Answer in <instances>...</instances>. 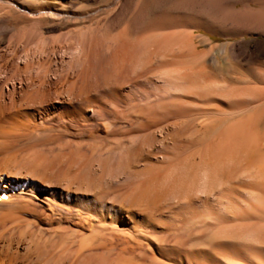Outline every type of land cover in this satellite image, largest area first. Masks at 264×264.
I'll use <instances>...</instances> for the list:
<instances>
[{"label": "rangeland", "instance_id": "374dc122", "mask_svg": "<svg viewBox=\"0 0 264 264\" xmlns=\"http://www.w3.org/2000/svg\"><path fill=\"white\" fill-rule=\"evenodd\" d=\"M18 1L19 4L21 2L22 6L29 7V12L39 7V4H35V0H31V2L30 0ZM63 4H67L65 7L69 6L68 8L71 11L84 12L92 10L93 14L90 13V16H94V13L97 14L100 12L99 10H104L107 6L109 8L107 7V12L100 13L95 19L90 20V18L87 22L73 24L61 22L47 15L37 17L24 14L18 9L9 12L2 11V14L5 13L4 17L9 26L8 31L3 34V42H0L2 47L5 43L7 44L10 37L13 38L14 42L21 43L17 44L18 47L15 46L20 60L19 58H13L14 60L11 58L12 60L7 63V67L11 68L10 70L8 67V73L13 71V75H15L12 76V73L11 75L8 73L0 74V92L3 94L2 103H5V107H12V102H15L16 105L21 104L23 108L20 110L23 113L18 108L19 113L17 111L12 113L13 117L11 114H6L9 117H5L2 119L4 121H1L0 171L3 170L1 172L6 174L13 171L14 174L15 172L19 175L29 174V177H33L32 180L29 178V183L27 182L29 185L25 187L27 192L23 197L32 200L38 210L34 214L19 209V212L17 211L18 216L23 215L19 216L18 220H23L22 223L19 222L13 228L18 230L17 226L20 223L25 228L28 222H35L34 226L31 225V229L39 233L44 232L43 236L46 238L50 237L48 234L54 228L62 227L65 228L66 235H68V238H65L67 245L73 244L72 247L75 248L82 239L90 235H93L91 242L93 241L94 245L98 243L100 236L92 232L89 227L78 228L77 234L70 237L73 231V225L70 223L75 218H77L79 224H83L87 216H90L91 222L98 219L94 210L87 211V208L81 206H91L92 199L96 200V197H99L98 191L101 193L109 192L108 195L99 197L102 199V201L100 199L99 201L103 204L105 201L116 202H112V199L109 198L127 191H129L127 192L128 195L130 193L127 198L131 200V197L134 198L143 194L145 188L139 186L141 183H147V180L160 176L162 184L159 185L162 187H168L166 185L171 183L175 184L176 180L179 182V184H176H182L183 187H186L189 182L188 185L191 189L193 185L191 198L179 203L178 200L171 197L174 194L168 196L170 198H166L167 196L165 197L162 194L164 192L158 193V195L163 196L161 198L164 202L160 198L157 201L160 208L153 209V211L152 208L149 209L151 211H148L149 214L154 212L151 215L152 217L149 214L148 217L146 213L136 216L137 221H140V223L135 235L131 234V231L129 232L126 227L122 232L120 225H114L116 224L115 216L107 217L106 222L109 223L110 227L108 226L103 231L104 233H112L114 228L117 227L119 233H122L123 239L131 240H127L131 246L129 243L123 245L115 240L113 251L105 255L108 260H113L118 253L124 252L127 260H131L135 264H152L151 258H155V256L157 257L156 260L159 259L158 261L166 264H264V228H262L264 226V199H261V201H259L260 199L258 201L253 199V202V200H250L252 198L249 195L240 192L237 210L236 207L232 208V210L237 211L236 214L233 213L234 216L231 209L226 210V204L221 198V193L225 191L222 186H213V190L210 183L206 184V180L202 181L201 176L196 177V171L198 170H195L196 176H193L195 179L198 178L196 181H191V179L189 180L190 177L186 176L189 180L187 182V179H184L185 175H183L188 168L185 162H189V157H197L199 148L209 139L211 140V137L214 138L219 135L222 130L225 131L227 126H231L238 119L246 118L251 113L256 114L254 112H256V106L259 105L258 96L261 92L264 93V0H80V2L76 0L69 4L59 2L57 7H62ZM118 38L120 43L117 42ZM127 38L130 43L127 42ZM121 39L128 45L131 44L130 47L135 46L136 51H138L135 52V48H132L133 50L130 48L132 52L129 50L128 57H123L124 61L127 58V61H131L133 56L134 60L132 61L134 63H130L132 66L128 65L129 62L126 64L127 61H121L122 59L116 57L115 51L119 50ZM23 44L28 45L27 47H30V51L32 49L33 52L37 46H43V44L47 49L46 56L44 53L42 56L39 53H32L34 57L29 56L31 61L27 59L28 63L30 62L31 65L37 64L33 65L32 69H28L29 71L25 70V72L24 70H14L16 65L24 66L27 63L23 57L24 50L27 49L28 51L29 49L26 46L24 49ZM54 46L58 48L53 52L51 49L55 48ZM152 46L160 48L158 55L155 54L154 57L153 54L158 50L153 47L157 50L154 52ZM75 48H80V50ZM151 48L152 52L149 50ZM81 50L83 56L84 54L89 55L81 58L82 52L78 53ZM0 51H2L1 48ZM6 54L5 57H9L8 53ZM105 54L107 58H105ZM110 58L115 62L116 68ZM135 58H141V60H137L139 63L136 62ZM75 59H78L79 62L80 60L83 61L79 63ZM23 60L25 61L23 62ZM41 62L45 64L44 67L47 66L49 72L46 73L48 83L46 82L45 85L48 90L45 86H38L37 81L35 82L43 74L40 70L42 67ZM108 62H112L113 65L110 66L111 63ZM135 62L138 65L137 68ZM105 63L108 64V68H105ZM12 65L14 66L12 67ZM118 66L120 69L123 68L119 70ZM139 66L140 68H138ZM113 68L121 71L123 77L119 76V71L113 70ZM80 69L81 74H83V71L86 73V75L83 74L85 77L80 76V73H78ZM59 70L60 72H58ZM36 71L40 73H35ZM114 71H116V75H114ZM20 72H22L21 75ZM5 74L10 77L7 82L8 77ZM125 74H127L126 78ZM61 75L65 76L64 78L68 81ZM79 76L78 80L74 79ZM113 76L122 77V85L120 79L119 82H116L118 78ZM83 78L85 79L83 80ZM109 78L112 79L110 81L114 84H110ZM125 80L127 84L124 83ZM33 82L36 85L34 86L38 87L36 93H34L35 99L33 94L30 95L34 87L31 86ZM73 82L75 83L74 87ZM82 83H85L84 86L86 87ZM67 85L72 86L74 92H77V100H71L72 105L74 104L77 107L73 117L69 115L55 116L52 119L42 121L38 119L39 122H33L34 119L30 115L34 109L27 105L25 107V101H33V99L36 101L43 97L42 94L46 91V96L51 97L54 94H51L52 89V92H54V89L59 90L64 87V91L67 89ZM40 89L43 92H40ZM83 89V92H79ZM85 91L91 93L86 95L84 94ZM56 92L54 94L55 99ZM58 92H61V89ZM26 93L27 96L24 97ZM65 93L63 92V95ZM82 93L84 96L86 95V101L83 100ZM63 95H60V97L68 101L69 98ZM36 97L38 98L36 99ZM52 98L51 100H53ZM84 101L88 102L89 108H86L87 105ZM52 104L59 106V103L54 100ZM260 104L262 105L259 111H262L264 110V100ZM103 106L105 109L100 112L101 108L99 107ZM114 110L116 113L110 114ZM24 111L26 114H24ZM143 111L144 113H142ZM24 116H28V119L30 117V122L29 120H27L28 122L25 121L27 118ZM16 121L23 125L19 128ZM106 121L112 122L111 129L109 127L110 130H106L103 125V122L106 123ZM23 122L27 123L26 127ZM204 122L208 123V129L205 133L202 132L203 127L201 126V124H205ZM44 127H46L45 130ZM195 127L201 128V131L198 129L201 133L196 134L195 129L197 128ZM193 131L195 132L193 133ZM174 132L176 133L174 134ZM80 133L81 135H79ZM173 169H177L176 173ZM180 175H183V177L181 178ZM172 177L174 179H171ZM49 182L51 185L55 184L61 188L69 184L72 190L77 188L78 194L84 199L77 201V212L74 205L70 211L64 208L57 209L59 215L62 216L64 227L63 225L57 227L51 225L53 229L50 228L51 230L48 231L44 228L43 231H40L43 228L42 220L46 216L47 205L44 202V197L49 196L47 191L44 190L47 188L42 184H49ZM87 185L90 189L87 191L88 193H85L86 195H82L81 192ZM79 187H82V190ZM91 190L92 192L95 190L94 193H91ZM49 197L60 202L57 199L59 197ZM146 197L150 201L158 199L157 195L153 193L148 194ZM250 203H254L256 206L247 207ZM64 204L68 205L67 203ZM128 208L129 206H125L126 210ZM190 211L192 212L190 213ZM245 217L247 218L245 219ZM101 223L103 224V222ZM8 224L7 226L10 225ZM252 224L256 226H254L256 229H249L248 232L246 230L243 235H240L242 237L226 236L224 231L221 233L219 231L228 226ZM13 228L7 231L6 236L17 233ZM12 229L16 232H11ZM138 232L140 235L142 234V237ZM128 234L134 235V237L132 236L133 240L130 236L128 237ZM159 236L162 238L170 237L169 242L171 241L174 245L172 246L171 242L172 247L168 248H166V245H160V247L154 245L153 238H160ZM134 238L141 240L140 248H138L139 246L137 248L134 247L135 245L132 246V244H136ZM1 240L0 243H3L4 241L1 242ZM126 245L128 246L125 247ZM130 248H133V251ZM18 249L20 250L19 247ZM100 249L93 252H104ZM169 250L171 251L169 252ZM100 263L95 261L92 264Z\"/></svg>", "mask_w": 264, "mask_h": 264}, {"label": "bare ground", "instance_id": "6f19581e", "mask_svg": "<svg viewBox=\"0 0 264 264\" xmlns=\"http://www.w3.org/2000/svg\"><path fill=\"white\" fill-rule=\"evenodd\" d=\"M18 0H0V42L2 41L3 42V39H4V36L3 34L6 33L9 29V26L7 24V20H5V13L2 14V11H14L13 9H18L20 10V12L24 13V14H31L33 16H37V17H45L46 15L50 18H55L61 22H65V23H82L83 21L87 22L92 19H95L97 17V15H99L100 13H105L107 12L108 8L106 7L104 10L101 9L99 10L100 12H98L97 14L94 13V16H90L89 14H93L91 11L92 10H88V11H71L69 10V6L65 7L66 5L63 4L62 7H57V5H59V2H67L68 4L69 3H72L76 0H35V4H39V7L35 8L34 11H31L29 12V7H25V6H22L21 5V2L20 4L17 2ZM23 1V0H21ZM78 1V0H77ZM84 1V0H82ZM127 1V0H126ZM31 2V0H30ZM80 2V0H79ZM103 7V6H102ZM96 14V16H95ZM119 16V15H118ZM117 17V16H116ZM40 19V18H39ZM95 26V25H94ZM106 26V25H105ZM11 28V27H10ZM30 30V29H29ZM81 31V29H80ZM72 32V31H71ZM76 32V31H75ZM25 33V32H24ZM16 34V33H15ZM67 34V33H66ZM123 34V33H122ZM17 35V34H16ZM82 35V34H81ZM112 35V34H111ZM22 37V36H21ZM119 37V36H118ZM120 38V37H119ZM118 38V39H119ZM170 38V37H169ZM55 39V38H54ZM99 40V39H98ZM122 40V39H121ZM128 40V38H127ZM103 41V40H102ZM119 40H117V42H119ZM124 40H122L121 44H120V48L118 47V43L116 44L117 47L119 48V50H116L115 53H116V57L117 58H120L122 59L121 61H124L123 60V57L126 58L125 56L128 57V53H129V50H131L132 48L134 49L135 48V52H138L136 51V47H130L131 44H127L125 42H123ZM126 41V39H125ZM28 42V41H27ZM129 42V40L127 41ZM96 43L99 45V43L96 41ZM120 43V42H119ZM130 43V42H129ZM169 43V42H168ZM172 44H174L173 42H171ZM17 44H21L19 42H14L13 41V38H9L8 39V42L7 44L5 43L2 47L1 43H0V48L2 51H0V74L2 73H8V67H7V63L9 60H12L13 58H19L20 60V57L18 56V52L16 50V47ZM28 44V43H26ZM56 44V43H55ZM170 44V43H169ZM171 44V45H172ZM45 44L42 45H39L37 46V48H35L34 52L33 50L31 49L30 51V47L28 48L27 46L28 45H22V47L24 46V49H25V46L29 49L27 51H23L24 53V57L25 60L27 61V59L30 60L29 56L32 55V53H39V55L41 54V56L45 55V52H46V48L44 47ZM92 45V43H91ZM101 45V44H100ZM114 45V44H113ZM140 45V44H138ZM167 45V44H166ZM16 46V47H15ZM64 46V45H63ZM108 46V45H107ZM156 46V45H154ZM152 46V48L154 47ZM55 47V46H54ZM72 47V46H71ZM111 47V46H110ZM109 47V48H110ZM116 47V46H115ZM141 47V46H140ZM158 47V46H157ZM157 47H154L156 49H154V52L155 50L157 51L156 53L153 54V57L154 55H158V52H159V49ZM58 48V47H55L53 49H51L53 52L56 51L55 49ZM108 48V47H106ZM108 48V49H109ZM131 48V49H130ZM149 49L150 51L152 50ZM20 49V48H19ZM62 49V48H61ZM69 49V48H68ZM74 49V48H73ZM75 49H78V48H75ZM103 49V48H102ZM113 49V48H112ZM132 49V50H133ZM80 50V48L78 49ZM76 50V51H78ZM111 50V49H110ZM114 50V49H113ZM131 50V52H132ZM167 50V49H166ZM107 51V50H106ZM118 51V52H117ZM172 51V50H171ZM82 52V55H81V58L84 57V56H88V55H85L83 56V51L81 50L80 52L78 53H81ZM87 52V51H86ZM90 52V51H89ZM152 52V51H151ZM8 53V56L9 57H5V54ZM22 53V52H21ZM47 53V52H46ZM92 53V52H91ZM150 53V52H149ZM7 55V54H6ZM76 55V54H75ZM106 55V54H105ZM130 55H132V53H130ZM129 55V58L131 57ZM151 55V54H150ZM169 55V54H168ZM26 56V57H25ZM33 56V55H32ZM46 56V55H45ZM77 56V55H76ZM104 56V55H103ZM34 57V56H33ZM32 57V58H33ZM80 57V56H79ZM112 57V56H111ZM114 57V56H113ZM138 57V56H137ZM140 57V55H139ZM152 57V56H151ZM152 57V58H153ZM158 57V56H157ZM12 58V59H11ZM105 58H107V55L105 56ZM109 58V57H108ZM22 59V58H21ZM42 59V58H41ZM40 59V60H41ZM112 61V58H110ZM136 59V58H135ZM139 58L136 59V62L139 63L138 61L141 60V58L138 60ZM14 60V59H13ZM23 60V62L25 61ZM75 60H78V59H75ZM106 60V59H105ZM128 60V58H127ZM126 60V61H127ZM134 60V57L132 56L131 58V61ZM138 60V61H137ZM151 60V59H150ZM83 61V60H80V62ZM117 61V59H116ZM124 61V62H126ZM130 60L126 62V64L128 63V65L130 66L131 64L130 63H134V61L131 62ZM153 61V60H152ZM151 61V62H152ZM36 62V61H35ZM44 62V60H43ZM42 63V67L40 68V64L38 65L40 70H41V73L42 76H39L37 75L38 77V80H35V82L37 81L38 83V86H45L46 85V82L48 81L47 78H46V73L48 72L47 71V66L44 67L45 64ZM79 62V60H78ZM79 62V63H80ZM113 62V61H112ZM108 62V63H111V65H113L115 62ZM120 62V61H119ZM122 62V63H124ZM135 62V63H136ZM32 63V62H31ZM121 63V65H122ZM137 63H136V68H137ZM142 63V62H141ZM37 64V63H35ZM33 64V65H35ZM106 64V63H105ZM117 64V62H116ZM120 64V63H119ZM11 66V64H9ZM24 65V64H23ZM30 64V62L27 63L24 65V66H18L16 65V69L14 70H28V69H32V66ZM104 65V64H103ZM14 65H12L13 67ZM108 64H106V67L105 68H108L107 67ZM115 66V64L113 65ZM126 66V65H124ZM132 66V65H131ZM141 66V65H140ZM140 66L138 68H140ZM90 67V66H88ZM143 67V66H142ZM10 68V67H9ZM93 68V67H91ZM116 68V66H115ZM123 67H121L122 69ZM126 68V67H125ZM124 68V69H125ZM135 68V69H136ZM111 69V68H110ZM109 69V70H110ZM118 69L121 70L118 66ZM11 70V68H10ZM49 70V69H48ZM113 70H116L113 68ZM119 70H116V71H119ZM138 70V69H137ZM29 71V70H28ZM26 71V72H28ZM88 71V69H87ZM90 71V70H89ZM116 71H114V75H116ZM127 71V70H126ZM10 72V71H9ZM60 72V70L58 71ZM91 72V71H90ZM89 72V73H90ZM113 72V71H112ZM121 71H119V76L121 75L123 77V75L120 73ZM130 72V71H129ZM12 73V76L13 75V71H11ZM11 73H8L11 75ZM19 73V71H18ZM22 72H20V75H21ZM35 73H40L39 71H36ZM49 73V72H48ZM80 76H82L85 72L83 71V74H81V69H80ZM77 73V74H78ZM123 73V72H122ZM140 73V72H139ZM30 74V73H29ZM58 74V73H57ZM61 74V73H59ZM113 74V73H112ZM9 75V76H10ZM26 75V74H25ZM36 75V74H35ZM56 75V74H55ZM86 75V73H85ZM127 74H125V78L127 77L126 76ZM5 76H7L5 74ZM11 76V77H12ZM32 76V75H31ZM80 76L76 79V77L74 78L75 80H78L80 78ZM84 76V75H83ZM82 76V77H83ZM87 76H89L87 74ZM118 76V75H117ZM117 76H113L114 78H118ZM131 76V75H129ZM128 76V77H129ZM8 77V76H7ZM26 77V76H25ZM36 77V76H35ZM33 77V78H35ZM36 77V78H37ZM61 77H65V76H62ZM85 77V76H84ZM112 77V79H113ZM122 77L118 78V80H116V82H119V79H120V82L123 81L121 80ZM10 77H8L6 79V82L7 80L9 79ZM23 78V77H22ZM31 78V77H30ZM29 78V80H30ZM57 78V77H55ZM145 78V77H144ZM24 79H27V78H24ZM32 79V78H31ZM65 79V78H64ZM72 79V80H74ZM85 78H83L84 80ZM108 78L106 77V80ZM112 79L109 78V81ZM130 79V78H129ZM132 79V78H131ZM11 80V79H10ZM33 80V79H32ZM30 80V81H32ZM56 80V79H55ZM58 82H59V77H58ZM66 80V79H65ZM114 80V81H115ZM68 81V80H66ZM70 81V79H69ZM82 81V79H81ZM105 81V80H104ZM110 81V82H111ZM128 81V80H127ZM22 82V81H21ZM53 82V81H52ZM56 82V81H55ZM63 82V81H61ZM72 82V81H71ZM75 82V81H74ZM72 83L73 84V87H74V84L75 83ZM79 82V81H78ZM83 82V81H82ZM85 82V81H84ZM115 82V83H116ZM32 83V82H31ZM30 83V84H31ZM36 83V84H37ZM48 83V82H47ZM57 83V82H56ZM77 83V82H76ZM105 83V82H104ZM124 83H126V80L124 81ZM68 84V83H66ZM65 84V85H66ZM80 84V83H79ZM79 84H77V86H79ZM109 84V83H108ZM110 84H114L113 82H111ZM109 84V85H110ZM118 84V83H116ZM122 85V82L120 83ZM127 84V83H126ZM34 86V82L33 84H31V86ZM52 85V84H51ZM64 85V87H66ZM81 85V84H80ZM82 85H86L85 83ZM36 86V85H35ZM34 86V87H35ZM49 86V85H48ZM63 86V85H61ZM86 87V86H84ZM89 86V85H88ZM104 86V85H103ZM111 86V85H110ZM118 86V85H116ZM120 86V85H119ZM32 88V91H31V94H33V97L35 99V95L34 93H36L37 91V88L38 87H35V88ZM46 87V86H45ZM54 87V86H53ZM64 87H59L61 89V92H58L60 91L59 90H56L54 89V92L53 89L51 91V94L56 92V99L54 98V94H52V96L50 94L51 97H53L52 99L56 102L59 103V106L57 105H53L52 102L53 100H51V97H48L46 96V92H43L41 91L42 89H40L39 91L40 92H43L44 95L43 97H41L40 99L34 101L30 100V101H25V107L26 105L27 106H31L33 107L32 109L33 112L31 113L30 116H32L34 119L33 122H39L40 120H44V119H52L53 117L55 116H58V117H63L64 115H69V116H72L74 115V112L76 110V106H74V104L72 105L71 103V100H77V92H74V88L72 86H68L67 85V89L63 91ZM91 87V86H89ZM88 87V88H89ZM40 88V87H39ZM47 88V87H46ZM45 88V90H46ZM50 88V87H49ZM77 88V87H76ZM75 88V89H76ZM81 88V87H80ZM103 88V87H102ZM116 88V87H115ZM118 88V87H117ZM2 89V88H1ZM34 89V90H33ZM79 89V88H78ZM86 89V88H85ZM90 89V88H89ZM88 89V91H89ZM95 89V88H93ZM48 90V88H47ZM77 90V89H76ZM34 91V92H33ZM80 91H84L83 90H79ZM115 91V90H114ZM118 91V90H117ZM13 92V91H12ZM33 92V93H32ZM39 92V93H40ZM63 92H66L64 95L66 97H68V101H65V99L61 98L60 95H63ZM86 92V91H85ZM112 92V91H111ZM261 92V90H260ZM264 92V91H263ZM91 92H86L84 94H90ZM114 93V92H113ZM12 94V93H11ZM63 95V96H64ZM83 95V93H82ZM86 95L84 96V99L83 97H81V95H79L80 98H82L83 100L86 101L85 97ZM105 95V94H104ZM113 95V94H112ZM117 96V93L115 94ZM114 95V96H115ZM27 96V93L24 97ZM36 96H38V94H36ZM58 96V97H57ZM119 96V95H118ZM9 97V96H8ZM32 97V96H31ZM30 97V99H31ZM32 97V98H33ZM89 97V96H88ZM23 98V96H22ZM38 97H36L37 99ZM79 98V99H80ZM258 103L259 105L256 106V113L255 115L253 113L249 114V116H247L246 118H242V119H238L237 122L235 121V123H232L231 126H227V128H225L226 130H222V132L219 133V135L215 136L214 138L211 137L212 139L209 141H207L206 143L203 144V146L201 148H199V151L197 152V157H189V162H185L187 163V166L188 167L186 170L187 172L185 171L183 173V175H185V180L187 179L186 176L190 177L189 180L191 179V181L193 180H197L198 178H194L193 176H196L195 173L197 174L196 177H199L201 176L203 178V182L205 181L206 184L210 183L211 186L213 188V186H222L225 191L223 193H221V198L222 200L225 202L226 204V210L229 208V210L231 209L232 211V214L235 213L237 211L235 210H232V208L234 209V207H236V210H237V203H238V200H239V197H240V192L241 193H245L246 195H249V197H251L252 199L250 200H257L260 199L259 201H261V199H264V110H260V106L262 104H260L262 102V100H264V93L261 92V94L258 96ZM25 99V98H24ZM67 99V98H66ZM88 99V98H87ZM119 99V98H118ZM123 99V98H122ZM12 100V99H10ZM23 100V99H21ZM93 100V99H92ZM103 100V99H102ZM114 100V99H113ZM23 101V102H24ZM84 101V102H85ZM3 102V94L0 92V123L1 121L3 122L5 117L8 118L9 116H6L11 114V116L13 117L12 113L16 112L19 108V110L21 108H23V106L21 104H15V102H12V107H5V103H2ZM83 102V101H82ZM93 102V101H92ZM121 102V101H120ZM81 103V102H80ZM88 102H85V104L87 105L86 108L89 106L87 104ZM96 103V102H95ZM112 103V102H111ZM61 104V105H60ZM97 104V103H96ZM64 105V106H63ZM37 106V107H36ZM100 106V105H99ZM30 107V108H31ZM89 108V107H88ZM94 108V107H93ZM101 108V111L100 112H103L104 111V106L103 107H99ZM98 108V111L100 110ZM103 108V109H102ZM141 108V107H140ZM28 109V108H26ZM25 109V110H26ZM79 109V108H78ZM91 109V108H90ZM108 109V108H107ZM114 109H115V106H114ZM18 110V111H19ZM58 110V111H57ZM150 110V109H149ZM17 111V113H19ZM21 111V110H20ZM31 111V110H30ZM57 111V112H55ZM93 111V110H92ZM110 111V110H109ZM108 111V113H109ZM99 112V113H100ZM106 112V111H105ZM21 113H23V111H21ZM30 113V112H29ZM77 113V112H76ZM75 113V114H76ZM98 113V112H97ZM107 113V115H108ZM113 113H116L115 110L112 111V113L110 114H113ZM119 113V112H118ZM144 113V111L142 112ZM24 114L25 111H24ZM109 114V116H110ZM19 115V114H18ZM16 115V116H18ZM23 115V114H22ZM29 115V114H28ZM103 115V113H102ZM114 115H117V114H114ZM68 116V118H69ZM23 117V116H22ZM26 117V116H24ZM71 117V118H72ZM76 117V116H75ZM103 117V116H102ZM27 119H25V121L31 119L29 117L28 119V116L26 117ZM77 118V117H76ZM117 118V117H115ZM18 119V117H17ZM16 119V120H17ZM22 119V118H21ZM40 119V120H38ZM73 119V118H72ZM71 119V120H72ZM157 119V118H156ZM9 120V119H8ZM23 120V119H22ZM107 120V119H106ZM208 120V119H207ZM61 121H63V119H61ZM157 121V120H156ZM155 121V123H156ZM168 121V120H167ZM18 122H21V121H18ZM28 122V121H27ZM30 122V120H29ZM142 122V121H141ZM149 122V121H148ZM180 122V121H179ZM17 123V121H16ZM24 123V122H23ZM201 123V122H200ZM205 123V122H204ZM19 123H17L16 125H18ZM25 124V123H24ZM27 124V123H26ZM26 124L24 125L26 127ZM30 124V123H29ZM42 124V123H41ZM112 122L110 121H106L103 122V125L105 126L106 130L109 129V127L111 126ZM174 124V123H173ZM172 124V126H173ZM180 124V123H179ZM1 125L2 123L0 124V128H1ZM21 125L23 124H19V128L21 127ZM200 125V124H199ZM4 126V125H3ZM13 126V125H12ZM37 126V125H36ZM43 126V125H42ZM149 126V125H148ZM171 126V127H172ZM201 126L203 127L202 128V132H206L207 129H208V123H205V124H201ZM5 127V126H4ZM14 127V126H13ZM40 127V126H39ZM145 127V126H144ZM174 127V126H173ZM182 127V126H181ZM46 127H44V130H45ZM66 128V127H65ZM76 128V127H75ZM153 128V127H152ZM177 128V127H175ZM197 128V127H195ZM38 129V128H37ZM111 129V127H110ZM109 129V130H110ZM180 129V128H179ZM199 128L195 129V131H193V133L195 132L196 134L198 133H201V128L198 130ZM20 130V129H19ZM91 130V129H90ZM113 130V129H112ZM145 130V129H143ZM177 130V129H176ZM175 130V131H176ZM186 130V129H185ZM194 130V129H193ZM198 130V131H197ZM1 131V130H0ZM72 131V130H71ZM116 131V130H115ZM7 132V130H6ZM38 132V131H36ZM46 132V131H45ZM164 132V131H163ZM184 132V131H182ZM78 133V132H77ZM172 133V132H171ZM171 133H169L171 135ZM176 132H174L175 134ZM168 134V133H167ZM173 134V133H172ZM81 135V133L79 134ZM181 136V135H180ZM107 137V136H106ZM185 137V136H184ZM37 138V137H36ZM133 138V137H132ZM142 138V137H141ZM89 139V138H88ZM110 139V137H109ZM161 140V139H160ZM175 140V138H174ZM183 140V139H182ZM28 141V140H27ZM91 141V140H90ZM133 141V140H132ZM72 143V142H71ZM84 144V143H82ZM88 144V143H87ZM77 145V144H76ZM201 145V144H200ZM11 146V144H10ZM86 146V145H85ZM43 147V146H42ZM50 147V146H49ZM78 148V146H77ZM88 148V147H87ZM42 149V148H41ZM174 149V148H173ZM48 150V149H47ZM150 150V149H149ZM41 151V150H40ZM165 151V150H164ZM167 151V150H166ZM43 152V151H42ZM75 152V151H74ZM82 154V153H81ZM84 155V154H83ZM141 155V154H140ZM155 155V154H154ZM139 156V155H138ZM181 156V155H180ZM24 157V156H23ZM42 157V156H41ZM168 157V156H167ZM166 157V158H167ZM185 157V156H184ZM37 158V157H36ZM47 158V156H46ZM176 158V157H175ZM188 158V156H187ZM197 158V160H196ZM173 159V157H172ZM33 160V159H32ZM44 160V159H43ZM48 160V159H47ZM45 160V161H47ZM171 160V159H170ZM187 160V159H186ZM36 161V160H35ZM179 161V160H178ZM177 161V162H178ZM185 161V160H184ZM183 161V163H184ZM155 162V161H154ZM182 162V161H181ZM35 163V162H34ZM176 163V162H175ZM36 164V163H35ZM150 164V163H149ZM174 164V163H173ZM183 165V164H182ZM32 166V165H31ZM184 166V165H183ZM181 167V166H180ZM178 168V167H177ZM184 168V167H183ZM25 169V168H24ZM171 169V168H170ZM143 170V169H142ZM174 170V169H173ZM195 170H198L200 171V175L198 174V171L195 172ZM3 171V170H1ZM0 171V240L1 238H3L2 241H4L3 243H0V264H92L94 263L95 261H98V262H101V263H104V264H135L133 261L131 260H127V258L124 256L125 253L123 252H120L116 255V257L113 259V260H108L106 258V254L108 253H111L114 249L113 247V242L116 240L117 242L121 243V244H128L130 245V242H128L127 240L131 241L130 239H123L124 237L122 236V233L117 230L119 228H114V232H108L109 234H106L104 233L103 231L106 230V228L110 225L107 224V217L110 218L111 216H115L116 219V224L114 225H117L121 227L120 230H122V232L125 230L124 228L126 227L127 229H129V232L131 234H134L137 232V227L140 223V221H137V215H141L142 213H146L147 215L149 214L148 211L151 210L152 208V211L153 209H159L160 205L157 203V201H159V199L161 197H163L161 194L158 195V193H162L166 198H170L168 196H171V194H174L173 196H171L172 198L174 197L176 200L183 203V201H187L188 198L190 199L191 198V192H192V189H193V185H192V189L191 187H189L190 185L189 184V180L187 179V185L186 187H183V185H178L179 182L178 180H176V183L178 184H169V185H166L168 187H162L160 186L162 184L161 180H160V176L159 177H153L151 178L150 180H147V183H141L139 186H142L145 188V190L142 192L143 194L141 196H138V197H131L132 199L130 200V198L128 199L127 197L130 195L127 194V191L126 193L123 192V193H119V194H116V197L112 196L113 198H116V199H113V198H109V199H112L111 201L116 203H110V202H106L103 204L101 201L102 199L99 198V197H102V196H105L106 194L108 195V193L104 192V193H101V192H97L99 193L98 194V198L96 197V200L95 199H92L93 200V203H91V206H87V207H84V206H81L82 208H87L86 210H91V211H95L96 213V220H94V222L92 221L91 222V219H90V216H87L85 218V221L83 224H79L77 223V218H75V220L72 221V224L73 225V231H72V234L70 237H73V235L75 236L77 234V229L78 228H85V227H89L92 232H95V234H99L100 238L98 240V243L94 244L93 245V241L91 242L92 238H93V235H90L84 239H82L79 243V245L75 248H73V244H70V245H67L65 243V238L68 236L66 235V231L64 230L65 228H62V227H57V226H62L63 225V220H62V216L59 215L60 213H58L57 209L59 208H64L66 209L67 211H70V209L74 206H76V212H77V201H82L81 199H84V198H81L80 197V194H78L77 192V188L76 190H72L71 188V185L67 184L65 185L64 187H59L58 185H55V184H52L49 182V184H42L44 187H46L47 189H44L45 191H47V193L49 194V196H54V197H59L57 198L58 200H60V202H57L56 200H54L55 198H50L49 196L48 197H44L45 199V204L47 205L46 206V216L43 214V217L45 216V218L42 220V229L40 231H43L44 228L48 231L49 229L51 228V225H55L57 228H51L53 229L52 231H50V234H53V235H50L48 234L50 237H46L44 238V232L42 233H39V232H36V231H33L31 229V225L35 224V222L31 223V222H28L27 225L25 226V228L23 226H21L20 224L22 223V220H18L19 219V216H22V215H19L17 214V211L19 212V209H23L22 211L26 210V211H30V212H37V207H36V204L32 203V200L30 199H27L25 197H23L24 194H26L27 190H25L26 186L29 185L27 184V182L29 181V178H33V177H29V174H17L13 171H9L7 174L4 173V172H1ZM16 171V170H15ZM27 171V170H26ZM146 171V170H145ZM169 171V170H168ZM175 173L177 171L174 170ZM18 172V170H17ZM36 172V171H35ZM171 172V171H169ZM22 173V172H21ZM26 173V172H24ZM145 173V172H144ZM179 173V172H178ZM146 174V173H145ZM188 174V175H187ZM162 175V174H160ZM183 175L181 176V178L183 177ZM35 176V175H34ZM55 176V175H54ZM53 176V177H54ZM164 176V175H163ZM174 176V175H173ZM52 177V176H51ZM139 177V176H138ZM164 178V177H163ZM194 178V179H192ZM54 179V178H53ZM166 179V177H165ZM171 179H174L173 177ZM32 180V179H31ZM40 180V179H39ZM44 180V179H43ZM124 180V179H122ZM130 180V178H129ZM142 180V179H141ZM146 180V179H145ZM74 181V180H72ZM174 181V180H172ZM159 182V183H158ZM175 182V181H174ZM19 183L21 184L19 186ZM29 183V182H28ZM43 183V182H42ZM126 183V182H125ZM133 183V182H132ZM161 183V184H160ZM186 183V181H185ZM78 184V183H77ZM86 184V183H84ZM160 184V185H159ZM192 184V183H191ZM54 185V186H53ZM131 185V184H130ZM178 185V186H177ZM82 186V185H81ZM86 186V185H85ZM89 186H91L89 184ZM165 186V185H164ZM180 186V187H179ZM218 187V188H219ZM80 189L82 187H79ZM209 188V187H208ZM90 189V188H89ZM88 189V185L86 188H84V190L81 192L82 195H86L85 193H88L87 191H89ZM211 189V188H210ZM82 190V189H81ZM214 190V188H213ZM95 191V190H94ZM94 191L92 192L91 190V193H94ZM101 191V190H100ZM111 191V190H110ZM196 192V190H195ZM199 192V191H198ZM201 192V191H200ZM96 193V192H95ZM150 193H153V194H156L157 195V200H153V201H150L146 196ZM114 194V195H115ZM91 195V194H90ZM94 195V194H93ZM161 195V196H160ZM245 195V196H246ZM198 196V195H197ZM87 197V196H86ZM118 197V199H117ZM247 197V196H246ZM245 197V198H246ZM17 198V199H16ZM88 198V197H87ZM99 199L101 201H99ZM104 199V198H103ZM108 199V201H109ZM162 199V198H161ZM187 199V200H186ZM105 200V199H104ZM107 200V199H106ZM163 200V199H162ZM193 200V199H192ZM244 200V199H243ZM253 200V202H254ZM67 203L68 205L66 206L64 203ZM90 201V200H89ZM167 201V200H166ZM175 201V200H174ZM247 201V200H246ZM75 202V203H74ZM91 202V201H90ZM164 202V200H163ZM191 202V201H190ZM244 202V201H243ZM245 203V202H244ZM72 204V205H71ZM152 204V205H150ZM161 204V202H160ZM163 204V203H162ZM207 204V203H206ZM74 205V206H73ZM167 205V204H166ZM185 205V204H184ZM190 205V204H189ZM240 205V204H239ZM125 206H129V210L125 209ZM251 206H256V204H252L250 203L249 205H247V207H251ZM170 207V206H169ZM246 207V208H247ZM187 208V207H186ZM225 208V207H224ZM255 208V207H254ZM41 209V208H40ZM150 209V210H149ZM189 209V208H188ZM201 209V208H200ZM244 209V207H243ZM132 210V211H131ZM161 210V209H160ZM240 210V208H239ZM262 210V209H261ZM41 211V210H40ZM39 211V212H40ZM129 211V212H127ZM193 211V210H192ZM190 211V213L192 212ZM197 211V210H196ZM195 211V212H196ZM231 211H230V214H231ZM234 211V212H233ZM245 211V210H244ZM21 212V210H20ZM151 212V211H150ZM159 212V211H158ZM188 212V211H187ZM252 212V211H251ZM263 212V211H262ZM25 214V212H23ZM29 213V212H28ZM34 213V214H35ZM44 213V212H42ZM154 213V212H153ZM152 213V214H153ZM220 213V212H219ZM222 213V212H221ZM228 213V211H227ZM17 214V215H16ZM152 214H149L150 217H152L151 215ZM156 214V213H155ZM77 215V213H76ZM148 215V217H149ZM189 215V214H188ZM234 215V214H233ZM232 215V216H233ZM247 215V214H246ZM41 216V215H40ZM74 216V215H73ZM144 216V215H143ZM235 216V215H234ZM174 217V216H172ZM187 217V216H186ZM220 217V216H218ZM39 218V217H38ZM42 218V216H41ZM126 218V219H125ZM233 218V217H232ZM247 217H245L246 219ZM143 219V218H142ZM149 219V218H148ZM26 220V219H24ZM66 220V219H65ZM157 220V219H155ZM164 220V219H163ZM172 220V219H171ZM176 220V219H175ZM227 220V219H225ZM37 221V220H35ZM153 221V220H152ZM160 221V220H159ZM184 221V220H183ZM256 221V220H255ZM21 222L19 224V226H17L18 230L14 229L13 227L15 225H18V223ZM103 222V224L101 223ZM157 222V221H156ZM161 222V221H160ZM165 222V221H164ZM185 222V221H184ZM7 223H9L7 226ZM183 224V223H182ZM177 225V224H176ZM180 225V224H179ZM257 225V224H256ZM34 226V225H33ZM166 226V225H165ZM255 225H233V226H228L226 228H223L220 231V233L222 231H224L225 235L226 236H232V237H242L240 235H243L246 230L248 232L249 229H254ZM64 227V225H63ZM11 228H13L14 230L17 231V236L15 237V235H12L11 232H13L14 230L12 229L11 234L7 235V231L10 230ZM177 228V227H176ZM181 228V226H180ZM262 228H264V226H262ZM50 229V230H51ZM124 229V230H123ZM140 229V227H139ZM174 229V228H173ZM207 229V228H206ZM256 229V228H255ZM109 230V229H108ZM14 231V232H16ZM47 231V232H48ZM111 231V230H110ZM127 231V230H126ZM154 231V229H153ZM218 231V230H217ZM218 231V232H219ZM250 231V230H249ZM129 233V234H130ZM139 233V232H138ZM137 233V234H138ZM149 233V232H148ZM126 234V233H124ZM128 234V237L130 236V238L133 240V237L134 235H129ZM147 234V233H145ZM219 234V233H218ZM217 234V235H218ZM140 235V233H139ZM142 235V234H141ZM140 235V236H141ZM150 235V234H149ZM153 235V234H152ZM167 235V234H166ZM178 235V234H177ZM46 236V235H45ZM133 236V237H132ZM138 236V235H137ZM139 236V237H140ZM162 236V234H161ZM223 236V235H222ZM123 237V238H122ZM142 237V236H141ZM144 237V235H143ZM154 237V236H153ZM152 237V238H153ZM160 237V236H159ZM68 238V237H67ZM136 238V236H135ZM134 238V243L136 244H132L135 245L134 247L137 248V246H139L138 248L141 247V240H136ZM162 238V237H160ZM153 238V242H154V245H158L160 247V245H166V248L168 247H172V242H171V245H170V242H169V238H167V236L165 238ZM177 238V237H176ZM231 238V237H230ZM141 239V238H140ZM179 239V238H178ZM151 240V239H150ZM145 242V241H144ZM133 243V242H131ZM161 243V244H160ZM181 245V244H180ZM128 245H126L125 247H127ZM131 246V245H130ZM129 246V247H130ZM182 246V245H181ZM18 247L20 248V250L18 249ZM133 247V248H134ZM147 247V246H146ZM222 247V246H221ZM99 248H101L104 252H101V253H94L93 251L95 250H98ZM132 248V249H133ZM134 248V249H136ZM100 249V250H101ZM126 249V248H125ZM131 249V248H130ZM131 249V250H132ZM129 250V249H128ZM151 250V249H150ZM133 251V250H132ZM171 250H169L170 252ZM152 252V251H151ZM140 253V252H139ZM216 254V252H215ZM142 256V255H141ZM140 256V257H141ZM167 256V255H166ZM151 258V257H150ZM233 258V257H232ZM157 257L155 256L151 258V261H152V264H166V263H162L158 260H156ZM140 260V259H139ZM164 261V260H163ZM168 262V261H167ZM100 263V264H101ZM178 264V263H177Z\"/></svg>", "mask_w": 264, "mask_h": 264}]
</instances>
